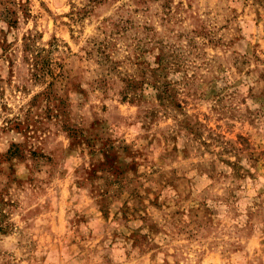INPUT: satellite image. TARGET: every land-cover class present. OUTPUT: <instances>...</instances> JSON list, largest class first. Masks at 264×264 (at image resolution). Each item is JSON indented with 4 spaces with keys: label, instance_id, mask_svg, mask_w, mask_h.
Instances as JSON below:
<instances>
[{
    "label": "rangeland",
    "instance_id": "1",
    "mask_svg": "<svg viewBox=\"0 0 264 264\" xmlns=\"http://www.w3.org/2000/svg\"><path fill=\"white\" fill-rule=\"evenodd\" d=\"M0 264H264V0H0Z\"/></svg>",
    "mask_w": 264,
    "mask_h": 264
}]
</instances>
